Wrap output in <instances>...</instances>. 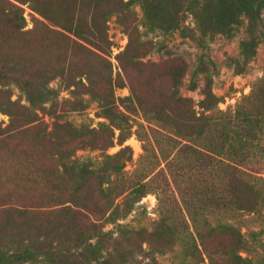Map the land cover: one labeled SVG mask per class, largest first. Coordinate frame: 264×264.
<instances>
[{"label": "trees", "instance_id": "trees-1", "mask_svg": "<svg viewBox=\"0 0 264 264\" xmlns=\"http://www.w3.org/2000/svg\"><path fill=\"white\" fill-rule=\"evenodd\" d=\"M26 4L58 24L61 30H51L59 36L57 43L44 48L25 43L21 36L27 25ZM135 4L142 8L148 31H183L182 24L191 15L202 37L230 35L242 17L255 27L264 11V0H0V111L9 116L6 126L0 122V264H22L38 257L51 264H136L133 251L103 256L101 245L134 234L145 239L153 233L122 227L114 237L104 223L127 216L151 191L166 193L168 178L178 188L202 240L217 231L197 221L204 171L212 179L206 189L213 193L215 211L264 208L260 185L264 177L257 175L264 164L248 160L264 156V76L227 110L219 108L222 98L210 84L199 110L192 98L182 96L181 67L169 70L168 83L151 77L142 92L138 82L149 63L141 58L153 49L155 40L145 39L139 29ZM114 14L128 34L126 47L116 54V74L108 25ZM57 77L71 89L72 99L64 101L69 108L85 109L88 94L99 102L101 116L109 122L90 127L56 121L48 130L41 112L52 113L44 103L52 101L49 84ZM11 83L26 92L29 105L12 100L7 88ZM126 86L131 94L117 97L115 88ZM119 99L132 101L137 109H122ZM136 111L147 124L136 120ZM32 132L34 144L28 150L18 140ZM133 133L144 141L142 159L147 158L134 178L125 169L132 160V149L125 142ZM116 142L120 150L105 153L98 164L75 156L77 149L107 150ZM37 148L48 149L54 164L38 160ZM163 178L167 182L159 185ZM35 213L38 223L31 217ZM162 220L167 226V218ZM231 227L225 224L219 229ZM207 253L209 264H224L223 249ZM238 257L253 264L249 258Z\"/></svg>", "mask_w": 264, "mask_h": 264}, {"label": "rangeland", "instance_id": "rangeland-1", "mask_svg": "<svg viewBox=\"0 0 264 264\" xmlns=\"http://www.w3.org/2000/svg\"><path fill=\"white\" fill-rule=\"evenodd\" d=\"M23 7L27 25L21 37L26 41L25 43L39 48L57 43L59 36L52 33L51 30H61L58 24L45 19L27 4ZM133 9L139 29L145 33L144 38L155 40L153 49L141 58L142 61L149 63V68L138 82V87L142 92L147 88L151 77L158 76L165 84L169 81V70L173 67H181L182 71L184 70L180 86L182 96L192 98L195 108L199 110L198 103L204 97L207 84H210L214 93L222 98L219 108L227 110L234 106L244 94H248L253 84L264 76V11L261 21L255 27L250 26L246 17H242L232 34L202 37L195 30V20L191 15H188L182 24V27H185L183 31L179 29L165 33L160 29L148 31L144 26L141 6L135 4ZM57 13H60V8ZM108 25L109 34L114 42L111 61L116 74L119 69L116 54L126 47L128 34L116 14L110 17ZM58 44H62V42L59 41ZM7 88H9L12 100L23 105L30 104L28 95L17 84H8ZM49 88L53 90V95L50 97L53 99L44 103V106L49 108L52 113L41 112L48 130L52 129L56 121L67 120L76 126L87 125L90 127L98 126L100 122H109L108 118L101 116L99 102L88 94L84 96L87 103L85 109L73 110L69 108L64 101L72 99L73 96L71 89L66 87L61 78L57 77L52 80ZM130 94V89L127 86L115 88L117 97L124 98ZM118 103L122 109H125V106H129L132 110L137 109L136 104L132 101L119 99ZM134 114L136 120L147 124L139 111ZM56 115L60 117L57 118ZM0 122L3 123V126L9 122V116L2 111H0ZM136 128L137 125L134 126V130ZM118 132L116 130V134ZM18 141L23 142L24 147L31 150L34 144L33 132L20 136ZM125 144L130 145L132 149V160L127 162L125 169L127 175L134 178L142 169V163H147V158L142 159L144 141L136 133H133ZM262 144L264 145V141ZM121 147L117 142L115 146L107 150L87 146L77 149L75 156L81 160H92L98 164L104 159L105 153L114 154ZM45 149L37 148L34 152L40 156L38 160H45L47 165H53L54 162L49 159L47 154L48 149ZM202 150L206 151L203 148ZM248 160L264 164V156H255ZM162 166H164V162ZM244 169L247 170L245 167ZM203 173L206 175L200 177L204 178L203 180L206 178V180L200 184L202 187L199 189V192H203L204 188V192L197 197L196 210L199 212L197 221L199 220V225L207 222L217 231L204 240L199 238L196 233V224L194 225L188 207L182 203L178 188L168 178L170 184L166 185V193H163L161 189H158V192L157 190L151 191L134 205L133 210L127 216L104 223V229L113 231L114 237L118 236L122 227L127 229L145 228L147 232L153 234H148L145 239L134 234L132 237L120 240H105L101 245L103 256H108L110 253L117 255L133 251L131 258L136 264H182L184 261L187 264H193L196 261L199 264H209L207 252L219 247L227 253V256H223L225 259L222 258L224 264L233 262L245 264L238 256L251 259L253 264H264V208L257 212L235 209L215 211L213 193L206 189L212 179L209 173L206 171ZM257 175L264 177V169ZM163 176L165 177V175ZM159 182V185L165 184L167 179L165 181L163 178ZM260 185L264 188V182ZM207 191L208 193H206ZM173 207L177 208L175 212L172 210ZM36 215L38 214H32L31 217L38 223L40 220L35 218ZM162 218H167V226L162 223ZM225 224L232 227L225 231L219 229ZM214 256L217 259L218 252ZM22 264L51 263L45 258L38 257Z\"/></svg>", "mask_w": 264, "mask_h": 264}]
</instances>
